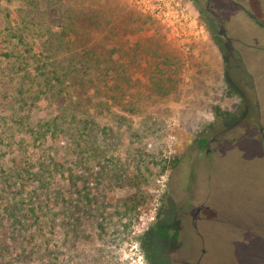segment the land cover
<instances>
[{"label":"rangeland","instance_id":"obj_1","mask_svg":"<svg viewBox=\"0 0 264 264\" xmlns=\"http://www.w3.org/2000/svg\"><path fill=\"white\" fill-rule=\"evenodd\" d=\"M212 7L240 68L189 0H0V264H264V25ZM86 48L89 99L53 97L45 60ZM82 107L92 155L69 151Z\"/></svg>","mask_w":264,"mask_h":264},{"label":"trees","instance_id":"obj_2","mask_svg":"<svg viewBox=\"0 0 264 264\" xmlns=\"http://www.w3.org/2000/svg\"><path fill=\"white\" fill-rule=\"evenodd\" d=\"M39 52H43V50L40 49ZM93 56V51L90 48H86L84 53L81 54L79 61L74 65H68L67 63L60 60L56 61L55 65L49 63L46 59L44 63L46 65L45 67L47 68L49 74H53V77H50L52 80L49 79L51 84L53 80H55V84H52L50 87H48L49 93L54 92L53 97L59 98L62 92V86H64L66 83H73L74 85H72L70 88L76 90V94L78 93V98L81 100H88L89 96L88 91L86 90L88 88V81H85L84 77L89 73L90 69L88 70V68H93L91 64L89 65V62ZM89 111L90 107L88 109L82 107L80 110L81 113L78 114V120L75 126L72 125V122L65 123L67 128L69 125H72V128H68V131L71 132V135L75 136L74 133H79V142L77 143L79 150L77 149L78 151H76V153L75 149H69V151H72V153H75L76 155H80V152L92 155V149L90 145L97 115H92ZM215 112L217 117L220 119H229L232 117L231 112L223 111L220 107H216ZM68 116V114L62 111L61 115H58L57 119H54L49 125H51L52 129L57 131L60 121H62L63 118H67ZM71 119L74 121L76 117L72 115Z\"/></svg>","mask_w":264,"mask_h":264},{"label":"flooded vegetation","instance_id":"obj_3","mask_svg":"<svg viewBox=\"0 0 264 264\" xmlns=\"http://www.w3.org/2000/svg\"><path fill=\"white\" fill-rule=\"evenodd\" d=\"M194 8L197 11V14L199 18L203 21H205L207 27L210 29L211 33L215 34L218 37V41L220 42V45L224 46L227 55L230 61L237 62L236 66L240 68V66H243L242 62V54L236 47V38H233L230 36V32L227 29V25L225 24V21L220 17V15L213 9L212 7V0H189ZM234 5L245 11L252 19L258 22L260 25H264V19L262 17H259V20L255 14V12L250 8V6L246 3L247 0H230ZM244 60V59H243ZM240 62L243 64H240ZM261 132L264 134V128L261 129ZM204 210V206L201 207H192L190 204L189 211L185 212L190 219L192 225V228L197 231L200 227V223H202L203 216L202 211ZM173 225L166 226V225H159L156 228L157 233L164 237V238H171L173 242V236L171 234ZM171 236V237H170ZM174 244V242H173ZM205 248L199 249L197 254L195 255V258L198 259V261H201L202 256L205 253ZM172 260V259H171ZM187 261V260H186Z\"/></svg>","mask_w":264,"mask_h":264},{"label":"built area","instance_id":"obj_4","mask_svg":"<svg viewBox=\"0 0 264 264\" xmlns=\"http://www.w3.org/2000/svg\"><path fill=\"white\" fill-rule=\"evenodd\" d=\"M176 12L179 14V12H178V11H176ZM178 16H179V15H178ZM178 16H177V17H178ZM177 17H176V18H177ZM197 33H198V32H197Z\"/></svg>","mask_w":264,"mask_h":264}]
</instances>
